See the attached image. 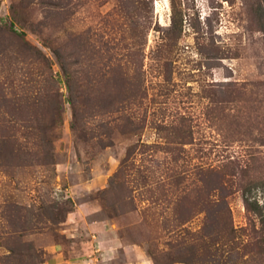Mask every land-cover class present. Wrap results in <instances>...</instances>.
<instances>
[{
	"label": "rangeland",
	"instance_id": "rangeland-1",
	"mask_svg": "<svg viewBox=\"0 0 264 264\" xmlns=\"http://www.w3.org/2000/svg\"><path fill=\"white\" fill-rule=\"evenodd\" d=\"M0 264H264V0H0Z\"/></svg>",
	"mask_w": 264,
	"mask_h": 264
},
{
	"label": "trees",
	"instance_id": "trees-1",
	"mask_svg": "<svg viewBox=\"0 0 264 264\" xmlns=\"http://www.w3.org/2000/svg\"><path fill=\"white\" fill-rule=\"evenodd\" d=\"M21 35H23V33H21ZM56 53H57L58 57H60L59 51H57ZM63 68L65 70V73H66L67 77L69 78V82L72 81L75 78L74 77V73L70 72L66 65H63ZM73 103H74V99H73Z\"/></svg>",
	"mask_w": 264,
	"mask_h": 264
},
{
	"label": "crops",
	"instance_id": "crops-1",
	"mask_svg": "<svg viewBox=\"0 0 264 264\" xmlns=\"http://www.w3.org/2000/svg\"><path fill=\"white\" fill-rule=\"evenodd\" d=\"M61 254H58L57 256H55L54 258L55 259H61V256H60ZM62 262H68V263H72L73 261L71 260V259H68V258H66L65 256L63 257L62 256Z\"/></svg>",
	"mask_w": 264,
	"mask_h": 264
}]
</instances>
